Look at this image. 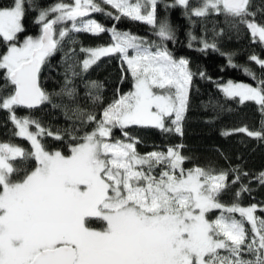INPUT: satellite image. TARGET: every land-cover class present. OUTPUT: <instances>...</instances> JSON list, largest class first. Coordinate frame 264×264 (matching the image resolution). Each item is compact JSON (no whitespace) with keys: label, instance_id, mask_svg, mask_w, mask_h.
<instances>
[{"label":"snow or ice","instance_id":"1","mask_svg":"<svg viewBox=\"0 0 264 264\" xmlns=\"http://www.w3.org/2000/svg\"><path fill=\"white\" fill-rule=\"evenodd\" d=\"M176 2L187 9L188 0ZM29 6L30 0H13L11 7L0 8V39L7 44L0 70L12 87L0 98V110L9 113L16 135L30 141L33 149L25 153L18 146L0 143V264H264V219L255 215L257 206L226 205L218 199L227 187L228 172L199 167L186 171L182 167L186 157L172 147L141 155L135 147L138 141L124 131L138 125L183 134L181 121L194 73L187 59H175L164 47L165 41L176 37L167 22L157 24V0H61L40 10L36 22L41 34L18 44ZM250 9L251 0H203L191 15L223 12L264 43V25L256 22V13ZM91 13H102L116 22L127 17L149 24L157 29L160 43L83 19ZM51 14L55 15L49 19ZM67 22L71 27H55ZM72 32H110L111 45L81 48L87 53L82 70L86 72L102 56L119 53L131 72L134 91L108 105L99 121L91 114L81 118V123L95 122L96 127L80 137L69 132L77 142L65 156L58 150L49 152L41 143L45 135L61 140L59 132L45 129L38 120L18 117L15 109H35L52 102L40 85L41 67ZM194 40L190 35L189 47ZM200 43V51L219 50L215 43ZM250 59L264 68V60ZM68 71L77 75L71 64ZM244 71L257 79L248 69ZM70 82L66 76L61 90L69 96L74 91L67 87ZM91 87H97L96 83L91 82ZM221 91L226 97H239L241 103L255 102L264 114V80L256 86L230 81ZM169 117H174L173 127L166 124ZM113 128L121 129L127 142H112ZM233 133L264 139V126L258 131L244 126L223 134ZM18 157H32L37 166L22 179H13L19 170L10 161ZM233 171V184L247 175ZM258 179L264 183V173ZM247 190L241 185V191ZM213 210L219 215L209 220L206 214ZM96 222L102 227L94 228ZM246 253L252 258L246 259Z\"/></svg>","mask_w":264,"mask_h":264},{"label":"trees","instance_id":"2","mask_svg":"<svg viewBox=\"0 0 264 264\" xmlns=\"http://www.w3.org/2000/svg\"><path fill=\"white\" fill-rule=\"evenodd\" d=\"M58 2L61 0H30L31 6L26 7L22 20L24 31L18 34V44L28 36L36 38L40 35L41 25L36 22L40 10ZM62 2L69 3L70 0ZM202 3L203 0H188L186 9L176 3V0H157V24L167 22L176 37L175 41H165L164 47L175 59H187L189 69L194 73L187 110L181 121L183 134L175 131L162 132L157 128L138 125L130 126L124 131L138 141L135 147L141 155L153 151L166 152L172 147L186 157L182 164L186 171L199 167L215 173L228 172L227 187L221 191L218 199L226 205L234 203L241 207L256 205L255 215L264 219V212L260 211L264 209V183L258 179L260 174L264 173V139H255L243 133L223 134L244 126L253 131L261 130L264 126L262 125L264 114L260 112L255 102L241 103L238 97H226L218 87V84L225 80L241 81L253 86H256L257 81L264 80V68L250 59L256 56L264 60V43H260L258 38L254 40L245 25L223 12L220 14L210 12L204 17L191 15L192 10L200 7ZM12 4L13 0H0V8L11 7ZM103 6L107 11L115 12L110 6ZM250 10L256 13V22L264 25V0H251ZM88 18L95 19L106 28L115 26L120 32H128L150 43H160V38L155 34L157 29L144 22L127 17H121L116 22L102 13H91ZM63 27H71L70 22ZM190 35L196 37L191 47ZM69 37L61 42L58 50L41 67L40 85L50 95L52 102L42 104L34 110L19 107L15 109L18 117L27 116L38 120L45 129L53 133L59 132L61 140L47 135L40 139L46 150L49 152L58 150L65 156L71 153L70 145L77 142L71 139L69 132L75 131L80 137L96 127L95 122L81 123V118L91 114L99 121L108 105L133 90L134 82L126 62L119 53L102 56L86 72L82 70L87 53L81 51V48L111 45L113 41L110 32L99 35L72 32ZM201 40H206L210 44L215 43L219 50L200 51L199 49L203 47ZM6 51L7 44L0 39V56ZM70 64L77 75L73 76L68 71ZM244 69H248L257 79L253 80ZM201 72L204 73L203 78ZM66 76L71 81L67 87L74 90L71 96L61 92L66 84ZM91 82H95L97 87H91ZM11 91L12 87L6 81L3 70H0V98L7 96ZM53 104L57 106L54 107ZM170 119L169 127H173ZM16 131L9 119V113L0 110V143L15 145L22 148L25 153H31L33 149L30 141L17 136ZM30 131H35V128L31 127ZM111 141L127 142V137L121 129L113 128ZM10 163L19 170L13 173V179H22L37 166L32 157L27 159L18 157ZM233 170L247 175H241V179L233 184L232 180L236 176ZM159 171L157 168L156 172ZM241 185L248 190L241 191ZM237 192L240 193L238 197ZM218 215L217 210L207 213L209 219H215ZM234 215L240 219L238 213ZM92 226L102 227L99 222ZM245 227L250 233L247 223ZM245 258H251V255L246 253Z\"/></svg>","mask_w":264,"mask_h":264},{"label":"rangeland","instance_id":"3","mask_svg":"<svg viewBox=\"0 0 264 264\" xmlns=\"http://www.w3.org/2000/svg\"><path fill=\"white\" fill-rule=\"evenodd\" d=\"M72 2V0H70V2L69 3H71ZM131 2H135V0H131ZM177 3V2H176ZM55 14H51L48 18L49 19H51V18H53V16H54ZM84 20H88V19H90V18H88V17H84L83 18ZM70 24H71V22H70ZM57 29H59L60 27H63V25H57V26H55ZM41 28V27H40ZM23 43V41L22 42H20L19 44H22ZM104 47H106V46H104ZM129 54L131 55L132 53H131V50H130V52H129ZM232 82V83H235V84H247V85H251V84H249V83H245V82H241V81H234V80H225V81H223V82H221V83H219L218 85V87L221 89V87L223 86V85H226L228 82ZM133 85H134V82H133ZM251 86H253V85H251ZM134 91V86H133V90L131 91V92H133ZM154 91H159L158 89H154ZM174 91V90H173ZM239 98V97H238ZM171 119H173L174 117H170ZM170 118H166V124L169 126L170 124L168 123L169 122V119ZM171 119H170V121H171ZM112 142H115V141H112ZM71 154V153H70ZM69 154V155H70ZM207 215V214H206ZM208 218V217H207ZM209 219V218H208ZM209 220H214V219H209ZM249 228H250V225H249ZM252 258V257H251ZM251 258H246V259H251Z\"/></svg>","mask_w":264,"mask_h":264},{"label":"water","instance_id":"4","mask_svg":"<svg viewBox=\"0 0 264 264\" xmlns=\"http://www.w3.org/2000/svg\"><path fill=\"white\" fill-rule=\"evenodd\" d=\"M41 34V33H40ZM40 107V106H39ZM39 107H37V108H39ZM19 108H23V107H19ZM37 108H35V109H37ZM23 109H27V108H23ZM27 110H34V109H27Z\"/></svg>","mask_w":264,"mask_h":264}]
</instances>
